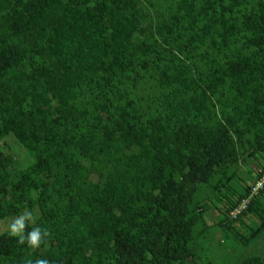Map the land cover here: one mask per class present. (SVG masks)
Segmentation results:
<instances>
[{
	"label": "trees",
	"instance_id": "trees-1",
	"mask_svg": "<svg viewBox=\"0 0 264 264\" xmlns=\"http://www.w3.org/2000/svg\"><path fill=\"white\" fill-rule=\"evenodd\" d=\"M155 1L0 0V221L48 233L0 264H193L199 189L264 152V0Z\"/></svg>",
	"mask_w": 264,
	"mask_h": 264
},
{
	"label": "rangeland",
	"instance_id": "rangeland-1",
	"mask_svg": "<svg viewBox=\"0 0 264 264\" xmlns=\"http://www.w3.org/2000/svg\"><path fill=\"white\" fill-rule=\"evenodd\" d=\"M148 2L153 3V0H143L142 4L152 12ZM146 92L145 85L137 83L136 96L143 99ZM248 142V146L242 148L244 153L240 161L218 170L194 198V204L205 205V210L193 227L190 242L195 255L193 264H241L248 256L264 257V192L260 193L264 186L258 183L262 176L256 179L264 166V152L253 154L250 137ZM19 158L28 164V156L21 151ZM247 189L250 190L248 194ZM239 198L243 201L226 215L227 208L230 210ZM251 201H254L251 211L243 214ZM13 219L0 221V234L7 231Z\"/></svg>",
	"mask_w": 264,
	"mask_h": 264
},
{
	"label": "clouds",
	"instance_id": "clouds-1",
	"mask_svg": "<svg viewBox=\"0 0 264 264\" xmlns=\"http://www.w3.org/2000/svg\"><path fill=\"white\" fill-rule=\"evenodd\" d=\"M34 220L33 213L25 210L21 215L14 218L8 225V234L12 237H17L20 244L27 245L30 249L39 248L43 241V238L48 235L46 231H42L41 228L36 227L25 234V228L28 224H31ZM35 264H47L46 260L38 259Z\"/></svg>",
	"mask_w": 264,
	"mask_h": 264
},
{
	"label": "built area",
	"instance_id": "built-area-1",
	"mask_svg": "<svg viewBox=\"0 0 264 264\" xmlns=\"http://www.w3.org/2000/svg\"><path fill=\"white\" fill-rule=\"evenodd\" d=\"M258 183L260 184V187L263 186V184H264V176L258 181ZM260 187H258V188H260Z\"/></svg>",
	"mask_w": 264,
	"mask_h": 264
}]
</instances>
